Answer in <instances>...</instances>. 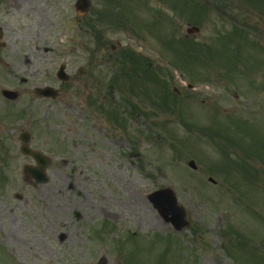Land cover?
Here are the masks:
<instances>
[{"label": "rangeland", "instance_id": "obj_1", "mask_svg": "<svg viewBox=\"0 0 264 264\" xmlns=\"http://www.w3.org/2000/svg\"><path fill=\"white\" fill-rule=\"evenodd\" d=\"M46 1L32 0L22 5V16L28 22L32 20L23 31L27 47L15 51L13 46L18 44L20 35L9 38L13 46L7 47L0 63L5 78L0 81V88H19V78L28 80L32 76L63 89L61 98L47 111L49 134L45 141L41 139V149L54 156V166L47 171L49 183L35 187L25 184L22 167L28 162L20 157L18 141L11 135L21 128L34 131L40 123L36 122V127L29 115L26 125L16 124L14 131H4V158L0 159V264H96L102 256L107 264H264V107L259 109L254 92L257 82L264 81V48L256 39L251 46L248 39L215 36L205 45L169 49L163 52V59L170 61L175 57L176 61L163 63L165 75L157 76L148 86L139 72L123 67L124 80L120 85L131 100L121 99L115 105L107 99H94L91 121L89 98L97 94L98 73L111 75L109 66L117 68L116 59L122 49L139 52L141 58L152 62L160 57L161 49L154 47L151 39L140 46L130 40L129 32L106 31L108 44L98 51L90 27L87 32L83 24L79 28L74 23L75 0H54L49 6ZM103 1L106 0L92 1L93 12L100 10L98 6ZM251 1L264 7V0ZM232 7L236 14L230 26L240 28L248 19L244 16L247 5L235 1ZM12 8H17L14 0H0V14L18 15ZM188 11L181 9L182 13ZM199 11L194 6L193 12ZM206 12L210 17L203 21V34L194 38L197 43L206 40L214 26L226 25L224 17L210 9ZM91 20L93 14L87 17V21ZM164 27L170 31L172 25L167 22ZM110 45H115L112 51ZM53 55L55 58H51ZM62 61L69 75L83 70L84 77L61 87L52 74ZM174 76L194 87L196 93L187 88L181 98L171 97L164 90L166 84L170 82L169 89L172 91L175 86L178 92L184 84L175 78L170 81ZM104 88L103 85L100 90ZM149 110L166 114L163 130L159 118L152 115L151 122L144 115ZM130 111L141 112L138 116L142 119H133L128 115ZM101 124L103 128L127 133L132 125L133 132L139 133L122 137L104 131ZM196 129L195 134L187 132ZM51 133L55 137L51 138ZM158 136H163V153ZM212 139L219 145H214ZM146 141L149 146L144 145ZM173 143L183 158L173 156L169 147ZM226 151L232 153L231 161L238 163L224 164ZM250 154L252 159L243 164L242 159L245 161ZM189 160L195 162L197 172L187 167ZM251 164L260 170L253 178L243 171L245 165ZM221 165V169L217 168ZM210 177L214 185L207 181ZM69 183L76 184V188L69 190ZM163 187L175 191L191 223L189 230L174 232L146 200L149 193ZM15 194H20L21 199L14 198ZM138 204L145 207L147 217L139 215ZM96 207L123 214L121 219H109L120 229L136 233L127 252L113 255L107 241L96 250L93 248L100 243L98 231L91 232L88 226L102 218L94 215ZM76 214L80 217L76 218ZM144 218L146 224H139ZM104 231L111 234L107 237L111 241L119 239L123 243L126 239L125 235L117 239L119 230L114 228ZM59 234L66 235L67 240L57 241ZM89 235L95 239L94 244ZM240 238L244 242L242 248L238 247Z\"/></svg>", "mask_w": 264, "mask_h": 264}, {"label": "flooded vegetation", "instance_id": "obj_2", "mask_svg": "<svg viewBox=\"0 0 264 264\" xmlns=\"http://www.w3.org/2000/svg\"><path fill=\"white\" fill-rule=\"evenodd\" d=\"M32 0H14V4L16 5L17 8H12V11L14 13H19L18 15H5V14H0V28H1V34H2V41H0V63L3 62V60L5 59L6 57V51H7V47L9 46H13V45H10V43L8 42L9 38L10 37H14L15 35L19 34L20 37L19 39L17 40V45L13 46L15 51H19L25 47H27L26 43L24 42V39H23V31L25 30V27H29L31 25V22L32 20H30L28 22V18H24L22 16V5H24L25 3H28ZM51 2H55L54 0H47L45 2V4L47 6H49L48 3H51ZM149 2L150 0H139L137 2V6L136 8L137 9H140V10H144L145 8H147V6L149 5ZM159 5L161 8H163V0H158ZM35 10V9H34ZM103 12H109V9L106 5H104L102 7V10H101V13ZM1 18L3 20H1ZM101 45V43H100ZM17 46V47H16ZM48 51V50H47ZM47 51L45 52V57L47 55ZM52 55V54H50ZM53 58V57H51ZM27 64V63H25ZM66 70V68H65ZM82 72V70H81ZM84 76V73L82 72L81 76H76L74 77L73 81L76 82L77 80H79L81 77ZM48 77V75H46V78ZM30 78V83L31 84H34V83H38L39 81L35 78V77H32V76H29ZM28 83V80H25L24 84H21L22 86L20 88H18L19 90V96L17 97V99L13 100V101H10V100H7V99H3L2 97H0V127L3 126V124L5 123L6 120L10 119L9 118V112L10 111H14V110H17V105L26 100L28 104L30 105H34V104H38L39 106H42L43 103L45 102H48L46 103L47 105H50L51 103L49 102H55L57 100H59L61 98V90H60V87H58V93H59V97L56 99V100H50V99H46V98H41V97H38L37 95H35V90L29 86V87H26V84ZM48 86L47 83H44V87ZM40 102H43L40 104ZM21 109V108H19ZM28 110L31 109V107L29 106L27 108ZM35 150H38L40 151L39 149H35ZM40 152H43L44 154L47 155V152L45 151H40ZM61 238V236L59 237V239Z\"/></svg>", "mask_w": 264, "mask_h": 264}, {"label": "water", "instance_id": "obj_3", "mask_svg": "<svg viewBox=\"0 0 264 264\" xmlns=\"http://www.w3.org/2000/svg\"><path fill=\"white\" fill-rule=\"evenodd\" d=\"M78 4H81V9L83 7L85 8V7H87L88 0H79ZM35 159H37V163H39L41 166H43V167L47 166V164L42 163V161L40 160V156L39 157L38 156L35 157ZM31 173H32L31 175H33L36 180H39V181L41 180V182H45L46 181V179L44 178V175H42V173H38V174H35V172H31ZM167 200H168L169 205L174 209L175 208L174 201H173L172 196L169 193L167 195ZM173 209H171V211H170V209L168 207H166L164 213L173 214L174 220H175V222L178 225L177 228H180L182 225H184V222H183L184 214H183V212L181 210H177V209L173 210Z\"/></svg>", "mask_w": 264, "mask_h": 264}, {"label": "bare ground", "instance_id": "obj_4", "mask_svg": "<svg viewBox=\"0 0 264 264\" xmlns=\"http://www.w3.org/2000/svg\"><path fill=\"white\" fill-rule=\"evenodd\" d=\"M146 208H147V206H146ZM138 212H139V215H141L143 217H147L146 209H145V207L142 204H138ZM145 224H146V221L144 222L143 225H145Z\"/></svg>", "mask_w": 264, "mask_h": 264}]
</instances>
